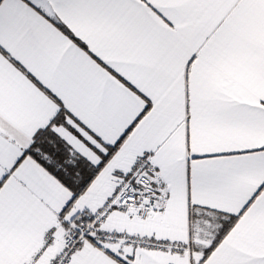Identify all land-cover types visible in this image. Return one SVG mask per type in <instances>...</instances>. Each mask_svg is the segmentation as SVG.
Masks as SVG:
<instances>
[{"label": "snow or ice", "instance_id": "1", "mask_svg": "<svg viewBox=\"0 0 264 264\" xmlns=\"http://www.w3.org/2000/svg\"><path fill=\"white\" fill-rule=\"evenodd\" d=\"M0 264H264V0H0Z\"/></svg>", "mask_w": 264, "mask_h": 264}]
</instances>
